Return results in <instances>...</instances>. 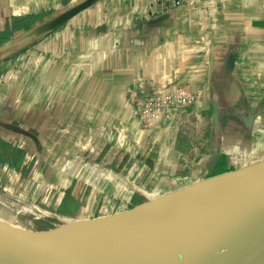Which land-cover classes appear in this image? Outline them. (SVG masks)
<instances>
[{
	"label": "crops",
	"instance_id": "crops-1",
	"mask_svg": "<svg viewBox=\"0 0 264 264\" xmlns=\"http://www.w3.org/2000/svg\"><path fill=\"white\" fill-rule=\"evenodd\" d=\"M65 1L0 0V46ZM5 55L0 122L37 139L20 136L24 159L18 167L3 164L23 171L38 156V177L55 178L65 196L83 183L94 188L95 201L98 187L124 198L95 210L92 202L86 218L264 159V0H184L179 7L99 0ZM179 91L193 98L191 105L150 125L140 120L148 97ZM15 135L0 124V139L11 144Z\"/></svg>",
	"mask_w": 264,
	"mask_h": 264
},
{
	"label": "water",
	"instance_id": "water-1",
	"mask_svg": "<svg viewBox=\"0 0 264 264\" xmlns=\"http://www.w3.org/2000/svg\"><path fill=\"white\" fill-rule=\"evenodd\" d=\"M97 1L81 0L31 26L18 38L0 46V60L6 52L21 50L52 34ZM0 124L16 134L37 139L21 125ZM218 159L215 154L209 166L211 172ZM193 193L207 196L197 205L172 208ZM57 221L61 226L45 233L15 228L1 221L0 264H69L51 250L129 247L150 241L198 244L193 252H180L158 264H264V159L197 180L120 213L72 221L58 217Z\"/></svg>",
	"mask_w": 264,
	"mask_h": 264
},
{
	"label": "rangeland",
	"instance_id": "rangeland-1",
	"mask_svg": "<svg viewBox=\"0 0 264 264\" xmlns=\"http://www.w3.org/2000/svg\"><path fill=\"white\" fill-rule=\"evenodd\" d=\"M70 1L63 2L61 5L58 6V8L55 11L60 12L68 8L69 6L80 2L81 0H76L71 2ZM179 6L180 5L178 6L168 5L167 7H179ZM51 15H54V12ZM30 28L31 27L29 26L25 30H21L19 34L17 33L18 34L17 38ZM140 110L141 109H139V111ZM140 120H142L147 125H150L149 122L144 121L142 118H140ZM15 136L17 138L15 141L18 144H20L21 141L19 139L21 137L19 135H15ZM78 158L79 157H77L76 159L78 160ZM64 159L66 163V159H69V157ZM37 160H38V156H36V160L33 163L28 165V167L23 168V171L18 170L19 168L18 169H16L15 167L13 168L8 164L5 165L7 166L6 168L4 164L1 163L0 169H2L3 171L0 170V222L2 221L3 223L5 222L6 224L9 225H13L14 223L16 224V226H21L29 231H33L36 233H45L51 231L52 229H55L56 227L61 226V222L57 221L58 215H61V217L63 216L64 218L68 219V221H72L74 219L86 218L87 216L91 215V213L89 214L87 210H88V206L92 202H93L92 208L95 207L94 208L95 210L97 206H99L98 209H100V207H102L108 200L116 199L119 200L120 202L124 201L123 197L116 196V194L110 192L109 190L100 189L99 187H98L99 198L97 201H95V196L93 192L94 188H90L88 190V188H86V185L82 183V185H78L77 189L74 190L76 196L78 197L79 202L75 201V203L73 202V205L70 204L71 201H68V204L66 205H64L63 203L61 204V202L59 203L60 198L61 197L64 198L67 189H64L62 187V184L56 182L55 178H53L52 180H49L44 177L39 178L36 173V169L38 165ZM109 165L110 163H108V165H106L105 167L109 169ZM12 170H16L17 174H14V176L18 175V177L17 178L15 177L13 181H12V177H10V173L13 174ZM2 172H5L7 174L8 179L7 178L6 179L7 181H9L8 183L4 181V179H2L1 177ZM7 172L10 173L8 174ZM79 181L82 180L79 179ZM4 188L8 189L6 192L7 194L10 195H5L3 191ZM31 203H35L42 209L47 210L51 217L48 218L42 212L39 211H36L38 215H35L34 213H30L27 211L26 212L20 211L21 209L19 207H21L20 206L21 204L26 205ZM69 205L73 206L71 211L68 214L61 213L59 209L67 210V206L69 207Z\"/></svg>",
	"mask_w": 264,
	"mask_h": 264
},
{
	"label": "bare ground",
	"instance_id": "bare-ground-1",
	"mask_svg": "<svg viewBox=\"0 0 264 264\" xmlns=\"http://www.w3.org/2000/svg\"><path fill=\"white\" fill-rule=\"evenodd\" d=\"M206 196L207 195L203 193H193L188 200L177 203L172 208H181L186 205H197L199 201ZM25 206L30 207V205L28 204H26ZM31 209L34 211H41L45 216L50 215L49 213H47V211H43L39 208L34 209L32 207ZM59 216L61 217V215H58L57 218ZM66 220L68 221V219ZM9 226L20 228V226H16V224L14 223L13 225ZM197 245L198 244L196 242L188 241H150L129 247H55L51 250V252L59 259L69 264H158L161 261L180 252H193ZM139 247H144L145 250L137 252L133 251V249H137Z\"/></svg>",
	"mask_w": 264,
	"mask_h": 264
},
{
	"label": "built area",
	"instance_id": "built-area-1",
	"mask_svg": "<svg viewBox=\"0 0 264 264\" xmlns=\"http://www.w3.org/2000/svg\"><path fill=\"white\" fill-rule=\"evenodd\" d=\"M165 6L181 5L184 0H158ZM193 102V98L188 97L183 91L175 92L170 96L166 95H155L148 97L146 102L141 106V110L137 112L144 121H155L162 118H172L177 112L188 107ZM150 124V122H149ZM8 189L4 188L5 195ZM30 207L37 209L38 206L35 203L28 204ZM40 209V208H39ZM41 212V211H39Z\"/></svg>",
	"mask_w": 264,
	"mask_h": 264
},
{
	"label": "trees",
	"instance_id": "trees-1",
	"mask_svg": "<svg viewBox=\"0 0 264 264\" xmlns=\"http://www.w3.org/2000/svg\"><path fill=\"white\" fill-rule=\"evenodd\" d=\"M16 26H18V25H16ZM3 39L4 38H2L1 40H3ZM1 43L2 42H0V44ZM14 134H16V133H14ZM17 135L24 136L21 134H17ZM16 144H17L16 141L12 142L11 144H8V142L6 140L0 139V149H1V151H0V162L1 163H4L5 161H7L10 163V165L18 167L17 165L24 159L25 152H24V150L18 148V146ZM8 150L10 151V154H9ZM68 201H71L70 204H72V205H73V202L75 203V201L79 202L78 197L76 196L75 193H73L72 189H70L67 192L65 199L63 201V204L64 205L68 204ZM72 205H69V207L67 206V210H64V209H59V210L63 214H68L71 211V209L73 208Z\"/></svg>",
	"mask_w": 264,
	"mask_h": 264
}]
</instances>
